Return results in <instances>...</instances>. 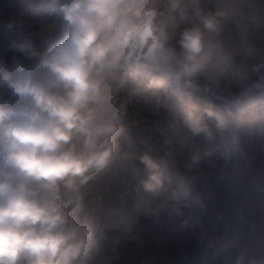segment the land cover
I'll return each instance as SVG.
<instances>
[{
	"label": "clouds",
	"instance_id": "clouds-1",
	"mask_svg": "<svg viewBox=\"0 0 264 264\" xmlns=\"http://www.w3.org/2000/svg\"><path fill=\"white\" fill-rule=\"evenodd\" d=\"M42 3L53 18L36 27L10 21L8 30L18 34L9 45L15 54L10 63L0 60V87L9 92L0 98V264H86L95 234L78 216L82 190L114 161L130 157L117 143L127 114L128 100L120 95L126 81L174 83L177 99L191 88L224 101L181 111L194 135L211 138L205 116L223 127L261 87L250 84L255 68L237 55L252 58L264 50L246 38L226 49L217 37L238 9L212 10L206 0ZM139 159L148 171L140 186L165 197L160 207L188 194L178 173L148 154ZM199 160V153L192 156L193 164ZM234 264H264V257L241 254Z\"/></svg>",
	"mask_w": 264,
	"mask_h": 264
},
{
	"label": "trees",
	"instance_id": "trees-1",
	"mask_svg": "<svg viewBox=\"0 0 264 264\" xmlns=\"http://www.w3.org/2000/svg\"><path fill=\"white\" fill-rule=\"evenodd\" d=\"M225 5L238 11L223 22L217 39L229 50L245 38L264 50V0H206L212 10ZM52 18L42 0H0V60L10 63L15 54L9 45L18 34L8 30L10 21L36 27ZM236 59L255 68L250 84L261 87L252 89V102L234 109L223 127L205 116L211 138L194 135L181 111L224 101L191 88L177 99L171 95L174 83L149 87L146 79L126 81L120 95L128 100L127 114L117 143L130 157L114 161L82 190L78 216L90 221L95 234L86 264H234L241 254L264 257V51ZM197 83L202 89L203 81ZM8 95L0 87V98ZM196 153L200 160L193 164ZM144 154L183 177L188 194L160 207L165 197L140 186L148 175L139 159Z\"/></svg>",
	"mask_w": 264,
	"mask_h": 264
}]
</instances>
